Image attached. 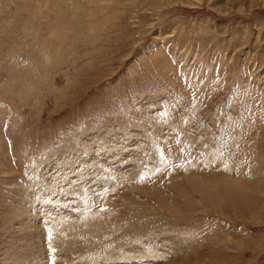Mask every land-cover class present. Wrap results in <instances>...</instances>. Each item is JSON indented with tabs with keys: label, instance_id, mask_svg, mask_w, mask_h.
Returning a JSON list of instances; mask_svg holds the SVG:
<instances>
[{
	"label": "rangeland",
	"instance_id": "374dc122",
	"mask_svg": "<svg viewBox=\"0 0 264 264\" xmlns=\"http://www.w3.org/2000/svg\"><path fill=\"white\" fill-rule=\"evenodd\" d=\"M17 213L42 264H264V0H0V258Z\"/></svg>",
	"mask_w": 264,
	"mask_h": 264
},
{
	"label": "bare ground",
	"instance_id": "6f19581e",
	"mask_svg": "<svg viewBox=\"0 0 264 264\" xmlns=\"http://www.w3.org/2000/svg\"><path fill=\"white\" fill-rule=\"evenodd\" d=\"M172 149V148H171ZM177 153V152H176ZM175 156V155H174ZM176 159H178V157L176 158ZM168 161V160H167ZM176 163V162H175ZM164 164H166V163H164ZM178 167V166H177ZM221 168V167H220ZM190 170V169H189ZM192 170V173L195 171L194 169H191ZM198 170V169H197ZM188 170H186L184 173H186ZM155 173H157L156 171H154ZM198 173H199V171H197ZM219 172H220V170L217 172L218 174H219ZM155 173H153V174H155ZM196 173V172H195ZM195 173H193L194 175H195ZM197 173V174H198ZM226 173V172H225ZM222 174V173H221ZM166 175H164V174H158L157 176H156V181L157 180H159L160 178H164ZM190 176H192V175H190ZM221 176V175H220ZM148 177V176H147ZM161 182V181H160ZM159 182V183H160ZM159 185V184H158ZM163 185V184H162ZM130 186H131V184H130ZM49 190H47V192H45L46 194H45V196H44V194H42L41 195V198L43 199V200H46V199H48V195L49 196H51V194H53V193H55L56 192V190L54 189V187H49L48 188ZM48 192H49V194H48ZM145 192L147 193L148 192V194H154V191H153V189L151 188V186L149 187V188H145ZM21 196H22V194H21ZM34 197H36L35 195H34ZM126 198H131V196H130V194H126ZM29 199V198H28ZM40 200V199H39ZM38 200V201H39ZM55 200H59L60 201V199H58L57 197L55 198ZM85 200V199H84ZM30 202V201H29ZM43 202V201H42ZM19 209V208H18ZM86 213H85V215H84V218H86V217H90V215H91V213H90V211H85ZM22 214V213H21ZM21 214H19V213H17V214H15L14 216H18V218H20V221H18L19 223H20V225H21V227H22V229H24V230H27V231H24V235H23V238H26V239H28V240H26L25 242H21V243H19V244H15V245H13V249H14V253L13 254H11L12 256H10V253H9V256L8 255H6V257L4 258H0V264H42V253H41V250L40 249H36V247H38V245H37V241L35 242V240L36 239H34V237H40L41 236V234L37 231V230H31L30 231V227H27V226H29V224H27L26 225V223H25V221L24 220H22V219H25V218H23V216L21 215ZM30 215V214H29ZM102 215H104V216H107V215H105V214H102ZM119 215H121V213L119 214ZM26 216V215H25ZM107 217H109V216H107ZM63 218V217H62ZM55 219V217L54 218H52V217H47V223H49L51 226H50V231H56V232H58L59 233V241L57 242L58 243V247H59V249H60V251H61V253H62V251L66 248L65 246H66V243L68 242V241H70L71 239H72V234L74 233V231L72 230V229H74V228H71L70 230H71V233H69L66 229L68 228V227H70V226H68V227H65V223H67V218H63V219ZM30 219V218H29ZM94 219H95V217L93 218V217H90V218H88V219H86V221H89V222H92V221H94ZM109 219V218H108ZM108 219H102L101 220V222L100 223H97V227L99 228L101 225H105L106 224V220H108ZM15 221H16V219H14ZM28 220V219H27ZM69 222V221H68ZM17 223V222H16ZM126 223V222H125ZM56 224V227L54 226ZM20 227V228H21ZM32 227V226H31ZM74 227V226H73ZM77 227V226H76ZM109 227H111V225L109 226ZM98 228H95V232L93 233V232H88L84 237H85V240L86 241H88V242H90L91 244H94V243H98L97 241L99 240V238H98V236H97V234L98 233H96V232H99L98 231ZM126 228V227H125ZM138 228V227H137ZM5 229H7L8 231H9V233L11 232V233H14L13 235H10V236H13L14 238H19V235L20 234H18L17 232L19 231V229H18V227H13V228H5ZM4 229V231L5 232H7V230H5ZM129 229V228H128ZM139 229V228H138ZM75 230H76V228H75ZM97 230V231H96ZM135 231V230H134ZM26 235V236H25ZM140 235V234H139ZM50 236V232H48L47 233V237H49ZM12 237V238H13ZM20 237H22L21 235H20ZM75 238H78V235H75ZM23 240V239H22ZM39 240V239H38ZM154 240H156V238L154 239ZM8 241V240H7ZM19 241V240H18ZM32 243L33 242V249L32 248H29V244L28 245H26L27 243ZM66 242V243H65ZM173 241H171V243H172ZM175 242V241H174ZM3 243V242H2ZM6 243V242H5ZM38 243H39V241H38ZM152 243H154V242H152ZM4 244V243H3ZM2 244V245H3ZM12 244V243H11ZM69 243H67V245H68ZM115 244V243H114ZM177 244V243H176ZM175 244V245H176ZM150 245V244H149ZM178 245V244H177ZM12 246V245H11ZM10 246V247H11ZM150 247H152L151 245H150ZM4 248H5V245H4ZM4 248H2V249H4ZM152 248H154V247H152ZM9 250H11L10 248H9ZM6 248H5V250H4V252H2V256L4 255V254H6ZM60 254V253H59ZM74 254V253H73ZM60 257H61V255H60ZM108 257V256H107ZM43 258H45L44 256H43ZM61 259V258H60ZM62 261H64L65 259L63 258V259H61ZM61 260H60V263H61ZM59 261V260H58ZM70 261V260H69ZM63 264H68V262H66V260L64 261V263Z\"/></svg>",
	"mask_w": 264,
	"mask_h": 264
}]
</instances>
